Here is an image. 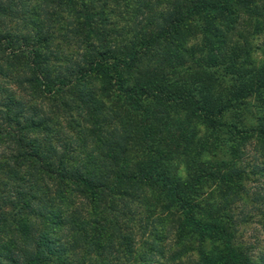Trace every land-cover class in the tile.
<instances>
[{
    "label": "trees",
    "instance_id": "1",
    "mask_svg": "<svg viewBox=\"0 0 264 264\" xmlns=\"http://www.w3.org/2000/svg\"><path fill=\"white\" fill-rule=\"evenodd\" d=\"M127 1L63 0L67 16L58 18L63 39L57 43L49 16L46 24L38 22L33 9L32 21L19 19L16 27H7L3 18L19 17L0 4V148L5 151L0 155V264H264V257L255 261L241 253L223 262L217 254L200 252L195 260L190 244H165L166 249L158 238L145 242L150 251L139 257L135 231L136 226L144 233L150 229L136 219L149 200L144 187L159 198L166 194L170 207L180 212L200 189L177 175L181 164L169 155L173 151L166 152L172 147L165 134L157 136L179 126L170 114L148 115L146 106L174 109L190 101L196 119L211 131L226 128L243 139L255 133L264 144V116L244 129L224 119L247 99L264 97V64L253 72L237 69L244 61L224 66L231 51L246 55L237 38L254 28L264 31L262 0L158 1L146 30L131 38L125 36L130 27L119 26L128 14H120L119 24L111 18L118 9L131 11ZM20 5L29 7L23 0ZM136 5L138 21L151 4L136 0ZM183 28L186 41L194 40L191 46H185ZM191 61L202 70L215 68L208 93L199 100L164 69L173 68V77ZM223 67L228 74L221 84ZM243 189L230 202L212 205L216 211L226 208L224 214L205 212L199 220L184 212L169 234L184 230L189 241L199 237L204 245L210 233L234 243L240 224L230 209L245 198ZM238 217L248 222V216Z\"/></svg>",
    "mask_w": 264,
    "mask_h": 264
},
{
    "label": "rangeland",
    "instance_id": "2",
    "mask_svg": "<svg viewBox=\"0 0 264 264\" xmlns=\"http://www.w3.org/2000/svg\"><path fill=\"white\" fill-rule=\"evenodd\" d=\"M12 1V2H11ZM0 0V4L5 5L7 10H12L14 16L19 18L16 20L11 17L3 18L2 22L7 24V27H16L19 23L17 21L27 20L32 21L33 9L40 15H38V22L46 24H54L55 29V41L60 42L63 39V31H59L58 18L60 17L63 21V15L67 16V12H63V0H23L29 7L21 6L20 0L19 5L13 4L14 0ZM17 1V0H15ZM129 1V2H128ZM126 4L130 7L131 11L123 10L117 11V14L111 17L115 24L120 23V14L127 13L128 17L125 22L120 24V27L129 26L130 29L125 32V36L132 37L136 31L146 30L149 22V16L155 14V10L151 9L154 4L162 2V0H150V8L143 13L146 17L137 21L135 16L136 0H128ZM159 1V2H158ZM44 3V4H43ZM43 4V5H42ZM264 4V0L262 3ZM15 7L11 9L10 7ZM161 8L164 6L159 5ZM18 8V10H16ZM46 8V11H44ZM14 10H16L14 12ZM261 12L264 15V7ZM46 13V14H45ZM125 13V14H126ZM56 16H53V15ZM142 14V13H141ZM46 16V17H45ZM1 18V17H0ZM2 19V18H1ZM52 20H55L54 22ZM248 21L253 22L251 17H248ZM264 23V19H260V25ZM61 24V23H60ZM136 25V26H134ZM49 26V25H47ZM192 26H195L194 24ZM116 25L113 24L112 28L114 31L117 30ZM254 28L249 35L243 34L242 38H237L241 43L242 47H245V51L241 52L245 56H235L233 52L229 54L228 61L224 66H229L233 62H246L244 67H238L237 69H244L245 71L253 72L258 70L264 64V31L261 29L255 31ZM0 30H4L1 29ZM18 32L25 31V29H17ZM16 30V32H17ZM29 30V28H28ZM151 30V29H148ZM182 38H185V46H191L193 39L187 38V29H182ZM30 31V30H29ZM131 31V32H130ZM37 33L35 34V36ZM40 35V32H38ZM245 36V37H244ZM134 37V36H133ZM141 38V37H140ZM215 50V48H213ZM213 50V51H214ZM226 52V51H225ZM216 54L219 51H215ZM152 57V56H149ZM190 57V56H189ZM148 57H144L146 60ZM207 58V56L205 57ZM196 60V56L193 58ZM192 61L185 68H177V72L172 77L171 73L173 68H164L169 74V79L175 78L178 87L184 86L190 89L191 96L195 99L203 98L205 93H208L207 88L210 77V72H214L215 68H197L192 66ZM207 72V74L204 73ZM222 75L219 77L221 84L225 83L226 68L220 70ZM177 74V75H176ZM208 80V81H207ZM207 84V85H206ZM14 87V85H13ZM228 90L221 91L226 99ZM262 96H254L247 99L241 108L229 110L225 115L226 121L229 123H236L241 128H250L258 124V118L264 116L262 106ZM174 109H167L157 107L158 104L146 106L145 113L148 115L153 114L154 116L163 117L166 114L173 120V124L179 126V128L171 129V125L168 124L167 128L170 130L162 129L157 131V136L165 134L164 140L172 147L169 150L167 147L166 152L173 151L169 155L171 158L178 160L181 164L179 173L180 177L188 184L196 186L194 191V197L191 200L193 204L186 205L181 209H172L171 202L168 196L163 194L162 198L157 197L154 190L144 187V191L148 193L149 200L145 205H142L140 212L142 216L136 217L137 223H143L145 226H150L148 232L144 233L139 231L136 226L135 231L137 232L136 245L138 249L139 257L149 252L150 246L145 245V242H150L156 238L160 246L172 244L174 247L180 248V246L188 245L191 246L190 257L195 260H200V252L208 254H217L218 261L225 262L226 259L232 260L231 255L234 254L235 258L238 259L239 254L242 256L251 257L257 261L264 257V149L262 140L255 134L249 133L246 139H243L242 135L234 136L231 131L226 128L220 131L208 129L194 116V107L190 103L180 102ZM157 112H163L160 115ZM188 134V135H186ZM157 138V137H156ZM158 139V138H157ZM189 141L190 143H185ZM178 144V148H176ZM187 144V146H186ZM5 151L0 148V155ZM168 154V153H167ZM232 168L239 169L241 175L233 171ZM0 174L1 171H0ZM220 176V179L218 178ZM226 176L225 180L221 177ZM5 177V176H3ZM244 187V189L242 188ZM138 187V185L136 186ZM143 187V186H139ZM238 189H243L241 194L245 196L238 203H235L230 209L233 215H237L239 226L237 228L236 240L229 242L228 239H224V243L218 239H214L210 233L204 245L196 237L195 240L186 238V232L183 230L174 229L169 234L171 225L176 221V218H182L184 212L188 214H194L199 220L204 218V213L208 214H224V208H217L213 210L212 205L216 203L230 202L231 198ZM224 206V205H222ZM234 207V209H233ZM215 212V213H213ZM218 215V214H217ZM240 215L242 218L248 216V222L240 223ZM156 226V227H154ZM178 231V232H177ZM149 232L153 235L149 236ZM167 234L170 235L169 239ZM223 243V244H222ZM148 244V243H147ZM167 249V248H166ZM168 249L166 252H169ZM149 254V253H148ZM241 258V256L239 257ZM145 259V257H144ZM140 258H137L139 261ZM149 263V262H148Z\"/></svg>",
    "mask_w": 264,
    "mask_h": 264
}]
</instances>
